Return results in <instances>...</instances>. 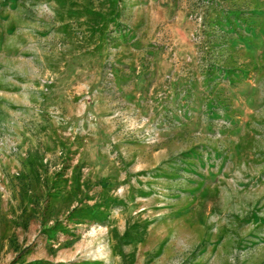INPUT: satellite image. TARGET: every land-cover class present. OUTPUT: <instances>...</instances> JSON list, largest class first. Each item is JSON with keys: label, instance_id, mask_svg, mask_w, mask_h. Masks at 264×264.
<instances>
[{"label": "rangeland", "instance_id": "1", "mask_svg": "<svg viewBox=\"0 0 264 264\" xmlns=\"http://www.w3.org/2000/svg\"><path fill=\"white\" fill-rule=\"evenodd\" d=\"M0 264H264V0H0Z\"/></svg>", "mask_w": 264, "mask_h": 264}]
</instances>
